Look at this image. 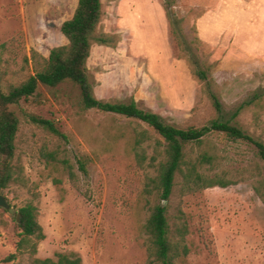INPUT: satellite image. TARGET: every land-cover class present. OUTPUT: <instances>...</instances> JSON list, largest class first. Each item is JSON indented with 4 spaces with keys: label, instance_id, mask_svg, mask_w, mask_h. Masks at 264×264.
Segmentation results:
<instances>
[{
    "label": "rangeland",
    "instance_id": "rangeland-1",
    "mask_svg": "<svg viewBox=\"0 0 264 264\" xmlns=\"http://www.w3.org/2000/svg\"><path fill=\"white\" fill-rule=\"evenodd\" d=\"M169 1L185 45L210 72L211 90L223 112H216L179 50L164 0H102L97 33L108 38V45L94 44L87 61L97 99H133L141 109L186 130L219 117L230 119L255 94L264 96V0ZM77 3L0 0L4 93L41 71L52 49L68 44L61 26L72 18ZM10 110L19 119L10 162L15 180L0 195L16 213L28 204L37 208L45 239L34 258L55 260L56 254L66 253L79 256L82 264H155L146 224L155 206L162 205L173 242L180 240L178 228L187 229L188 255L177 264H264V202L254 190L259 185L264 193V164L254 146L218 133L187 145L188 161L201 154L215 157V166L202 170L206 176L224 172L233 180L247 179L185 195L179 175L171 197L162 201L158 172L149 165L151 149L143 163L134 149L142 132L151 144L163 143L147 125L85 110L72 83L55 89L40 85L34 96ZM28 115L52 122L65 139L30 123ZM234 124L264 142V103L245 107ZM15 219L0 208V264H31L30 251L18 249L21 236ZM11 255L16 258L9 262Z\"/></svg>",
    "mask_w": 264,
    "mask_h": 264
},
{
    "label": "trees",
    "instance_id": "trees-1",
    "mask_svg": "<svg viewBox=\"0 0 264 264\" xmlns=\"http://www.w3.org/2000/svg\"><path fill=\"white\" fill-rule=\"evenodd\" d=\"M164 3L171 32L179 50L190 63L194 77L206 88L214 109L221 114L223 106L217 95L211 90L213 80L210 78L209 70L201 68L196 62L192 52L185 45L177 19L173 18L170 11V1L164 0ZM101 17L102 0H78L72 18L61 26V33L67 39L68 44L52 49L45 67L21 85L12 88L7 93L0 89V190L7 188L9 183L15 180V172L10 162L16 150L15 141L19 130V119L10 110V107L34 96L40 85L55 89L64 83H72L80 90L81 104L85 110H96L137 120L152 128L162 138L163 143L157 141L151 144L150 138L145 132H142L135 137L134 149L137 160L141 163L148 160L147 152L151 149L149 165L158 172L157 186L162 201H167L171 197L176 178L179 175L183 180L181 189L185 195L214 187L227 188L247 179L243 176L239 180H233L224 172L215 173L212 177L206 176L202 171L203 168L206 165L214 167L216 164L215 157L209 154H201L194 161L186 160V146L201 144L212 134H223L233 142H243L254 146L258 158L264 164V142L255 139L243 128L234 124V119L245 107L251 105L259 107L264 103L262 95L255 94L249 102L240 106L230 119L219 117L200 129L186 130L167 124L160 115L152 111L141 109L133 99L128 102H106L97 99L88 76L87 61L94 44L108 45V38L97 33ZM27 118L30 123L65 139V136L52 122L33 115H28ZM255 122L261 123L259 114L255 115ZM78 163L81 171L85 173L82 161L79 160ZM64 164L69 170L70 178L74 180V174L70 170L68 161H64ZM18 177L16 176V179ZM254 190L264 202V193L261 192L259 185L254 186ZM18 213L20 214L19 222L15 219L21 236L18 249L30 251L31 264H82L81 258L75 254L58 253L55 260L34 258L37 254L38 243L45 239L43 230L37 221V208L33 204H28ZM166 213L167 209L164 206H155L146 224V230L152 240V257L155 264H177L180 257L188 255V248L184 244L187 229L185 226L178 228L180 240L173 242ZM15 258L16 255H11L7 261H13Z\"/></svg>",
    "mask_w": 264,
    "mask_h": 264
},
{
    "label": "water",
    "instance_id": "water-1",
    "mask_svg": "<svg viewBox=\"0 0 264 264\" xmlns=\"http://www.w3.org/2000/svg\"><path fill=\"white\" fill-rule=\"evenodd\" d=\"M0 208H3L5 210L8 211V213L12 216L16 215V220L17 222H19L20 220V214L16 213L14 208H11L6 200V198H4L3 196L0 195Z\"/></svg>",
    "mask_w": 264,
    "mask_h": 264
}]
</instances>
